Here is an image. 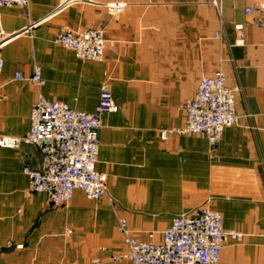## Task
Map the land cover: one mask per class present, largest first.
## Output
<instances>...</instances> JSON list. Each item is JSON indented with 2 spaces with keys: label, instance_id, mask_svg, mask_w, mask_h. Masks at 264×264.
I'll return each mask as SVG.
<instances>
[{
  "label": "crops",
  "instance_id": "0c3cea01",
  "mask_svg": "<svg viewBox=\"0 0 264 264\" xmlns=\"http://www.w3.org/2000/svg\"><path fill=\"white\" fill-rule=\"evenodd\" d=\"M58 1L30 0L28 17L17 6L0 7L4 30L25 27ZM260 1L127 0L113 17L102 6L80 3L34 27L31 38L16 36L3 46L1 135L28 130L39 93L92 112L105 81L119 109L101 115L95 165L107 175L113 205L75 190L69 204L51 206L22 169L39 166L38 148L0 147V264H131L111 258L123 248L119 216L139 239L153 232L160 242L175 215L200 204L222 213L223 229L243 234L223 244L218 264H264V29L254 23L264 21V11L244 10ZM65 26H104L114 53L98 62L78 59L55 42ZM34 64L41 86L14 79L17 72L31 77ZM218 68L229 87H240L238 124L214 145L204 134L161 140L160 130L185 122L182 105L199 79Z\"/></svg>",
  "mask_w": 264,
  "mask_h": 264
},
{
  "label": "built area",
  "instance_id": "2783aa9c",
  "mask_svg": "<svg viewBox=\"0 0 264 264\" xmlns=\"http://www.w3.org/2000/svg\"><path fill=\"white\" fill-rule=\"evenodd\" d=\"M219 5L220 0H213ZM88 3L102 6L110 16H118L129 5L127 0H59L57 6L46 15L14 32H6L0 14V73L4 66L1 49L16 36L32 37L34 27L46 22L51 16L65 8ZM30 0H0V7L20 8L23 16H29ZM257 7L264 11V0L245 7L251 13ZM254 23L264 29V21L256 18ZM219 36L218 30H213ZM105 27L73 30L63 27L55 36V42L71 50L80 60L102 61L106 53H114V41L108 40ZM107 51V52H106ZM33 75L25 78L20 72L15 73V80H26L35 86L44 83L39 65L34 64ZM193 96L182 105L185 122L180 127L160 130V138L165 141L172 134L207 136L211 145L221 139L223 130L239 122L235 111V93L240 87H229L221 68L210 74H204L198 81ZM99 103L92 112L76 110L68 103L59 100H47L40 93L34 100L29 113L28 130L18 136L0 134V147L19 149L22 146L37 147L41 153L40 164L36 168L25 165L22 169L28 178L33 192H44L51 206L67 205L75 190H80L89 199L102 196L110 205L114 199L107 192V175L99 172L95 165L99 154V131L104 113H116L119 105L107 82L100 84ZM3 87L0 83V98ZM252 116L249 112L246 113ZM222 213L206 204H200L191 212L175 215L162 232V240H141L127 226L125 216L118 217L117 231L122 236L123 248L114 252L115 261L128 260L131 264H218L225 242H239L242 232L222 227ZM9 245L11 243H8ZM16 248L21 245H15ZM92 264H96L94 261Z\"/></svg>",
  "mask_w": 264,
  "mask_h": 264
}]
</instances>
